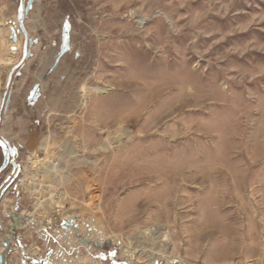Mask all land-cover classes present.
<instances>
[{
  "label": "rangeland",
  "instance_id": "1",
  "mask_svg": "<svg viewBox=\"0 0 264 264\" xmlns=\"http://www.w3.org/2000/svg\"><path fill=\"white\" fill-rule=\"evenodd\" d=\"M17 2L0 0V86L21 58ZM28 15L39 43L0 122L20 166L0 243L13 211L49 264H264V0H34Z\"/></svg>",
  "mask_w": 264,
  "mask_h": 264
},
{
  "label": "water",
  "instance_id": "2",
  "mask_svg": "<svg viewBox=\"0 0 264 264\" xmlns=\"http://www.w3.org/2000/svg\"><path fill=\"white\" fill-rule=\"evenodd\" d=\"M18 8L16 12V26L10 29V40L13 43L17 42V35L20 33L23 37L21 58L18 63L9 70L5 83L0 86V92L2 99L0 102V122L2 116L6 115L9 104H10V85L12 81L13 74L23 66L26 59L31 57L30 48L34 42L28 37L27 31L25 29V21L32 9L34 0H18ZM62 45L60 46V51L58 55L54 58V63L52 69H54L62 57L69 51V44L65 40L64 31H62ZM39 94H34L32 102L34 103L38 99ZM0 150L3 157V163L0 167V173H2L7 167H11V174L0 180V202L2 196L10 189L13 184V180L17 179L20 174V166L15 162L18 159V146H13L8 143L7 140L0 138ZM10 218V225L7 229V237H4L3 241L0 243L1 252H0V264H8V258L10 257L11 249L14 248V244L19 250V256L21 258V264H49L46 259H33L26 255V248L22 245L23 238L19 230L20 215L15 214L13 211H10L8 214ZM66 230L72 228V222L67 221L64 227ZM0 227V233H1ZM52 252H49V254Z\"/></svg>",
  "mask_w": 264,
  "mask_h": 264
},
{
  "label": "crops",
  "instance_id": "3",
  "mask_svg": "<svg viewBox=\"0 0 264 264\" xmlns=\"http://www.w3.org/2000/svg\"><path fill=\"white\" fill-rule=\"evenodd\" d=\"M18 1V0H17ZM17 5V7H16V12H17V8H18V4H19V2H17L16 3ZM29 16V15H28ZM12 18L10 17V18H8V19H6V20H4V22H3V24H2V26H4V25H6L7 26V24H11V20ZM1 26V25H0ZM30 38V37H29ZM33 42H34V44L32 45V47L30 48V51H31V54H32V51L34 50V48L38 45V39H36V38H30ZM6 41H7V38L5 37V35H2V37H0V45L2 44L3 45V47L6 45ZM11 68H13V67H11ZM10 68V69H11ZM9 69V70H10ZM14 201L15 200H17V202H18V200H19V198H18V194L14 197V199H13ZM16 202V201H15ZM18 205V204H17ZM36 228H29L28 230H25V231H20V233H21V236H22V238H23V240H26V235H31V234H33V235H35L36 234ZM31 239V242H34V240L32 239V238H30ZM46 240L47 239H45L43 242H42V244H44V245H46ZM37 243V242H36ZM37 245V244H36ZM46 253H42V254H40L38 257H42V258H44L46 255H45ZM28 264V263H27Z\"/></svg>",
  "mask_w": 264,
  "mask_h": 264
},
{
  "label": "flooded vegetation",
  "instance_id": "4",
  "mask_svg": "<svg viewBox=\"0 0 264 264\" xmlns=\"http://www.w3.org/2000/svg\"><path fill=\"white\" fill-rule=\"evenodd\" d=\"M2 163H3V157H2V154H1V150H0V167H1ZM7 171L10 172L9 174H11V167H7L2 173H0V180H3L7 176H9V175L5 176V172H7Z\"/></svg>",
  "mask_w": 264,
  "mask_h": 264
},
{
  "label": "bare ground",
  "instance_id": "5",
  "mask_svg": "<svg viewBox=\"0 0 264 264\" xmlns=\"http://www.w3.org/2000/svg\"><path fill=\"white\" fill-rule=\"evenodd\" d=\"M136 23L138 24V25H141L142 24V20H138V21H136ZM8 72V71H7ZM5 74V73H4ZM5 76V75H4ZM258 136V135H257ZM127 139L128 138V136L127 135H125V137L124 136H120L119 137V142L120 141H122V139ZM258 138V137H257ZM261 139V138H260ZM263 141V140H262ZM264 142V141H263ZM115 143H116V141H115ZM260 146V145H259ZM223 170V169H222ZM188 180V179H187ZM236 183V182H235ZM228 184V183H227ZM235 187V186H234ZM231 194V193H230ZM229 194V195H230ZM4 196V195H3ZM225 197V196H224ZM254 214V213H253ZM254 219V218H253ZM20 221H23L21 218H20ZM244 221V220H243ZM139 255V254H138ZM137 257V256H136ZM165 256H163V258H164ZM138 259H139V257H137V261H138ZM135 261V260H134ZM136 262V261H135Z\"/></svg>",
  "mask_w": 264,
  "mask_h": 264
}]
</instances>
